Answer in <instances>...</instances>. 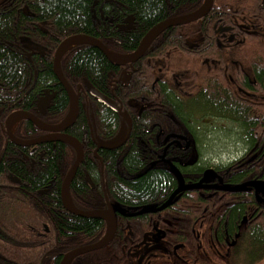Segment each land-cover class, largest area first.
Here are the masks:
<instances>
[{"label": "flooded vegetation", "instance_id": "1", "mask_svg": "<svg viewBox=\"0 0 264 264\" xmlns=\"http://www.w3.org/2000/svg\"><path fill=\"white\" fill-rule=\"evenodd\" d=\"M101 9L102 4H100V19L108 24H113V20L104 16ZM181 14L175 12L169 17ZM127 20L130 19L125 20L126 24ZM114 26L118 28L117 23ZM136 26L137 21L131 18L130 31H134ZM118 29L123 30V27ZM172 29L183 30V34L180 32V38L184 39L182 46L191 53H182L180 46L167 48L165 52H161L159 47L155 48L156 39L166 30H168L167 36L175 33L171 32ZM163 32L151 42L143 56L136 61L124 65L111 63L112 67L108 72L107 82L101 88L95 87L89 79L83 77L72 84L63 74L78 94L79 111L76 119L81 116L85 121L79 131L73 129L75 120L61 133L77 139L80 143L82 161L76 171L83 164L86 152L90 148L94 158L98 160L100 168L94 178L86 177L85 179L90 192L88 199L79 196L72 197L71 183L69 186L70 197L73 205L81 211L106 210L111 204L123 211L122 213L116 212L117 230L115 233L116 235L119 225L123 221V228H127L128 233L122 246L125 250L123 264H231V259L241 255L243 250L242 234L245 226H251L254 222L264 218V194L256 193L253 187L246 191H227L213 187L234 186L248 181H224L229 176L244 171V162L231 165L239 160L238 157L243 150L237 154L234 152L223 154L220 159L209 156V153L205 151L202 158L205 164L198 167L200 150L196 133L199 130L208 131L204 135L209 142L212 139L209 130L214 128V123L217 122L225 129H235V123L214 118L212 115H200L201 117H194V122L193 119L188 118L189 125L187 126L185 122L181 121V118L178 119L174 109L169 108L170 105L167 104L166 97L169 96L180 104H186L201 95L212 96L214 90L217 89V93L235 99L249 110L254 108L256 112L253 117L248 114L247 117L255 126L259 125L264 120L262 117V110H264V0H212L208 12L201 18L184 25L168 27ZM248 36H250L249 41H247ZM92 37L99 39L95 36ZM100 41L103 43L102 40ZM141 73L146 75L145 81L147 80V82L138 84L135 79ZM34 75L36 80V72ZM35 80L31 88L34 86ZM89 86L108 97L113 102L115 109L95 100L88 92ZM51 94L53 96L44 109L41 104L45 103L39 102L34 107L19 110L33 113L46 124H58L59 122L46 120V111L52 104L55 92L45 88L38 99L41 100ZM67 104L69 105V102ZM166 109L167 111H165ZM105 110L114 114L117 122L115 128L109 131L101 126L97 115L98 112ZM171 112L174 113L178 122L167 125L165 118L172 116ZM123 114L126 115L129 122ZM140 118L143 121L157 119L143 130L148 135L154 132L147 137L148 139L146 138L147 141L141 142L143 157L146 158L147 164L152 157L154 160L158 159L156 162L162 163L163 169L168 167L178 174H176L178 181L161 201L127 208L117 204L109 194L107 175L105 176L103 165L104 158L101 152L119 148L127 150L125 143L130 138L135 122ZM4 122L5 119L0 122L2 136L0 159L4 155L6 156L3 158L8 160L21 157L20 159L24 160V163L27 162L28 167L33 171L37 166L43 165V158H45L49 147L53 152L55 147H58L63 151L65 162H68V165L59 169L61 172L59 181L52 178L49 184L37 189L36 193L35 188L32 190L17 174L5 175L10 183L2 184L13 190L26 192L29 196L34 193L44 195L51 190L54 192L59 182L58 196L61 207L67 211L62 203L61 185L77 157V150L61 141H44L28 145L15 144L9 140L5 133ZM28 122L31 123V121ZM31 124L37 129L31 135H15L14 130L17 124L13 127L12 134L22 141L37 139L49 134V131L41 130L35 124ZM166 127L186 131L185 127L190 133L183 135L185 138L180 133L175 134L174 140L166 142L167 139L164 138V135L161 136ZM121 137H123V141L116 147L98 146L99 142L118 141ZM203 146L207 147V144ZM153 167V165H147L146 169ZM24 171L27 172L26 167ZM191 171H193V175L190 174ZM221 172L226 174L225 179L221 176ZM193 184H199V187L182 189L168 206L157 211L138 214L142 209L157 208L162 205L180 185ZM244 195L251 196V200L246 204L244 211L237 218L235 227L230 231L227 219L223 218L225 211L228 207L235 205L236 197ZM26 200L23 207L30 211L33 209L34 203ZM47 202L48 200L44 203L40 201L36 209L44 210L51 216L52 213L48 209ZM82 204H87V207L85 208ZM29 216L32 217V214L30 213ZM102 221L105 224V221ZM43 225L45 232L49 233L50 229L46 228L47 222H44ZM0 240L5 243L12 241L11 237L8 239L7 233L2 228H0ZM112 240L106 246H109ZM83 245L85 244L63 250L60 253L58 264L65 253ZM8 254L15 259L12 264H21L18 261L20 257H16L12 253ZM83 255L76 256L70 264H84ZM10 259L7 254L0 252V264H11ZM239 263L241 262H236V264Z\"/></svg>", "mask_w": 264, "mask_h": 264}, {"label": "trees", "instance_id": "2", "mask_svg": "<svg viewBox=\"0 0 264 264\" xmlns=\"http://www.w3.org/2000/svg\"><path fill=\"white\" fill-rule=\"evenodd\" d=\"M200 3L201 0H0V122L14 110L29 109L38 105V96L45 88L53 90L56 94L46 111V120L59 122L63 119L68 107L67 96L51 67L54 51L65 37L72 34L92 35L102 40L109 49L125 54L136 48L140 37L155 23L175 12L181 14L193 11ZM100 4L103 15L112 19L113 24L100 19ZM131 18L137 21L134 31H130L129 27L119 30L114 26L116 23L125 22L126 19L131 21ZM167 32L168 30L156 39L155 48L159 47L161 52H165L167 48L180 46L182 53H191L182 46L184 39L180 38V32L183 34V30L172 29L171 32L175 33L169 36ZM111 67L112 64L99 49L86 44L71 47L61 58L63 74L72 84L83 77L89 79L95 87L101 88L107 82ZM145 78L146 75L141 73L135 82H147ZM34 80V86L31 88ZM213 94L198 96L186 104L166 97L169 108L172 107L178 119L181 118L187 126L188 118L194 122V117H201L200 115H212L214 118L235 123V129H225L216 122L214 128L209 130L212 136L222 133V137L229 136L234 139L228 148H216L214 137L213 142L212 139L208 142L204 135L208 132L206 130L196 133L200 150L198 167L205 164L202 159L205 151L209 156L220 159L223 154H237L243 150L239 160L231 165L244 162V171L229 176L224 181H264V120L255 126L247 117V114L253 117L256 112L254 108L249 110L235 99L217 93V89ZM171 113L172 116L165 118L167 125L178 122L174 113ZM97 115L103 128L108 131L115 128L117 122L114 114L105 110ZM262 117L264 118V110ZM142 118L135 122L130 138L125 143L127 150L119 148L101 152L109 194L117 204L127 208L161 201L178 181V174L168 167L163 169V164L156 162L158 159L154 160L152 157L147 164L141 142L154 132L148 135L143 130L157 119L143 121ZM84 121L79 116L73 125L74 131H79ZM184 129L186 131L166 127L161 136L164 135L166 142L174 140V135L178 133L185 138L183 135L190 132L185 127ZM33 131L37 129L26 120H20L14 130L17 136L31 135ZM1 138L0 131V150ZM204 144H207V147H204ZM5 156L0 159V228L12 241L5 243L0 240V252L11 258V264L15 259L8 253L20 257L18 261L21 264H58L63 250L95 242L103 235L105 224L102 220L77 216L61 207L58 196L59 182L56 191L51 190L44 195L35 194L37 189L49 184L52 178L59 181V169L68 165L60 148L55 147L53 152L49 147L43 158V165L37 166L33 171L21 157L8 160L3 158ZM147 165L154 167L147 170ZM25 167L27 172L24 171ZM99 169V162L90 148L71 182L72 197L89 198L90 192L85 179L94 178ZM10 173L21 177L32 190L35 188V193L28 196L21 190L5 187L2 183H10L5 177ZM190 174L193 175V171ZM221 176L226 178L223 172ZM244 196L236 197L235 205L225 211L223 218L227 219L230 231L251 200V196ZM26 199L34 203L30 211L23 207ZM47 200L51 216L44 210L36 209L40 201L44 203ZM82 205L87 207V204ZM30 213L32 217L29 216ZM44 222H47L49 233L45 232ZM123 225L122 221L109 246L84 254V264H123L125 250L122 246L128 236L127 228H123ZM242 238L241 255L235 257L236 260L231 259V264L238 261L241 262L239 264H264V218L251 226H245Z\"/></svg>", "mask_w": 264, "mask_h": 264}, {"label": "water", "instance_id": "3", "mask_svg": "<svg viewBox=\"0 0 264 264\" xmlns=\"http://www.w3.org/2000/svg\"><path fill=\"white\" fill-rule=\"evenodd\" d=\"M211 4H212V0H203L201 8H199L198 10L192 13L167 18L165 20H162L156 23L143 35L137 47L131 53L121 55V56L111 53L100 40L92 36H88L85 34H73V35L65 37L56 47V50L53 55V60H52V71L55 77L57 78V80L59 81V83L62 85V87L66 91L67 96H68L69 105H68V111H67V114L65 115V118L58 124L49 125L39 120L32 113H29L27 111H22V110H16V111H13L11 114H9L7 118L5 119L4 131L7 137L9 138V140H11L15 144L28 145V144L40 143L44 141H61V142L71 145L77 150V157L74 163L72 164V166L70 167V169L68 170V172L66 173L63 179L62 185H61V198H62L63 206L67 211L71 212L72 214L82 216V217H87V218H98V219H102L105 221L106 230H105L103 237L99 241L95 243L79 246V247H76L68 251L67 253L63 255L59 264H70V262L76 256L105 247L112 240L117 230L116 212H120V213L123 212L119 208L115 207V205L113 204L109 205L106 210L81 211V210H78L72 203L70 192H69V186H70L71 180L73 179L75 175L78 165L82 161V150L80 147V143L78 142L77 139L67 134L61 133V132L65 130L66 128H68L69 126H71L73 122L76 120V117L79 111V105H78L77 92L68 83V81L66 80L65 76L62 73L61 66H60L62 55L71 46L79 45V44H89L99 49L108 59V61L114 65H124L126 63H132L143 56V54L149 47L150 43L163 30H165L166 28L170 26L186 24V23H189V22H192V21H195L201 18L208 12L209 8L211 7ZM88 92L95 100H97L101 104L109 108L115 109L113 102L108 97H106L99 91L95 90L92 86L88 87ZM52 96H53L52 94L47 95L45 98H42L40 100L41 103L43 102L45 103L43 104L42 108H45L47 102L52 98ZM124 116L129 122L126 115ZM14 119H27L31 121L33 124H35L36 127H38L39 129L44 130V131H49V134L43 135L41 137H38L37 139H33L29 141L19 140L7 128L9 123L12 122ZM122 141H123V137H121L120 140L115 141V142H110V143L99 142L98 146L107 147V148L116 147L120 145ZM194 187H199V184L186 185V186L180 185L170 194L168 199L162 205H160L157 208L142 209L141 211L138 212V214L143 213V212H148V211L152 212V211H157L159 209H162L171 203L172 199L179 191L185 188H194ZM213 187H216L222 190H227V191H245L249 187H253L256 193L261 192L264 194V181L252 180V181H246L244 183L234 185V186L221 185V186H213Z\"/></svg>", "mask_w": 264, "mask_h": 264}, {"label": "rangeland", "instance_id": "4", "mask_svg": "<svg viewBox=\"0 0 264 264\" xmlns=\"http://www.w3.org/2000/svg\"><path fill=\"white\" fill-rule=\"evenodd\" d=\"M212 137H214V145L217 146L216 148L231 147L230 143H232V141L234 140V139L230 138L229 136L227 138L222 137V133H215ZM212 142H213V139H212ZM212 142H211V144H212Z\"/></svg>", "mask_w": 264, "mask_h": 264}, {"label": "bare ground", "instance_id": "5", "mask_svg": "<svg viewBox=\"0 0 264 264\" xmlns=\"http://www.w3.org/2000/svg\"><path fill=\"white\" fill-rule=\"evenodd\" d=\"M14 124H15V122H13V123L11 124V128H13V127H14V126H13Z\"/></svg>", "mask_w": 264, "mask_h": 264}]
</instances>
